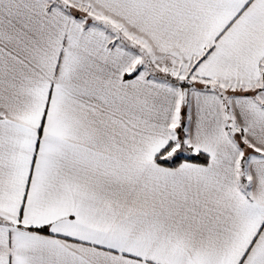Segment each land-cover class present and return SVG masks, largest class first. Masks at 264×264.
Segmentation results:
<instances>
[{"label":"snow or ice","instance_id":"1","mask_svg":"<svg viewBox=\"0 0 264 264\" xmlns=\"http://www.w3.org/2000/svg\"><path fill=\"white\" fill-rule=\"evenodd\" d=\"M0 264H264V0H0Z\"/></svg>","mask_w":264,"mask_h":264}]
</instances>
